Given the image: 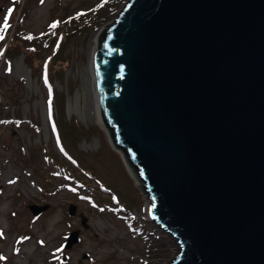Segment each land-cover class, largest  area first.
<instances>
[{
    "label": "water",
    "instance_id": "obj_1",
    "mask_svg": "<svg viewBox=\"0 0 264 264\" xmlns=\"http://www.w3.org/2000/svg\"><path fill=\"white\" fill-rule=\"evenodd\" d=\"M92 62L115 148L179 240L173 264H264V0H129Z\"/></svg>",
    "mask_w": 264,
    "mask_h": 264
},
{
    "label": "rangeland",
    "instance_id": "obj_2",
    "mask_svg": "<svg viewBox=\"0 0 264 264\" xmlns=\"http://www.w3.org/2000/svg\"><path fill=\"white\" fill-rule=\"evenodd\" d=\"M128 1L0 0V27L14 9L0 32V264H173L181 251L93 104L91 48Z\"/></svg>",
    "mask_w": 264,
    "mask_h": 264
},
{
    "label": "bare ground",
    "instance_id": "obj_3",
    "mask_svg": "<svg viewBox=\"0 0 264 264\" xmlns=\"http://www.w3.org/2000/svg\"><path fill=\"white\" fill-rule=\"evenodd\" d=\"M97 44H98V42H96V44L94 46H92L91 52H90V67H91V74H92V89H93L92 98H93V104L95 107L96 117L102 125H105L103 122V119H102V115H101V111H100V107H99V103H98V97H97L95 84H94V78H93V62L92 61H93V55H94V51L97 47ZM119 151L124 155L122 150H119ZM129 167H130V170L132 171V173L134 174V176L136 177V180H137L139 186L143 187V182L141 181L140 177H138L136 171H134V169L130 165H129ZM147 199H148L147 200V214L149 215L148 207L150 204V200H149V197H147Z\"/></svg>",
    "mask_w": 264,
    "mask_h": 264
},
{
    "label": "snow or ice",
    "instance_id": "obj_4",
    "mask_svg": "<svg viewBox=\"0 0 264 264\" xmlns=\"http://www.w3.org/2000/svg\"><path fill=\"white\" fill-rule=\"evenodd\" d=\"M42 2H43V0H42ZM13 11H14V9H9L8 16L6 17V20H5L4 24L2 25V27H0V32L6 31L7 28L10 27V25L7 22V19L10 18V16H11V14H12ZM58 23L59 22H55L52 25H50V27L54 29V28H56L58 26ZM0 39H3V35H0ZM28 39H32V37L29 36ZM9 71H11L10 68H9ZM2 235H3V233L0 232V236H2ZM3 259H5V257L0 256V260H3Z\"/></svg>",
    "mask_w": 264,
    "mask_h": 264
},
{
    "label": "trees",
    "instance_id": "obj_5",
    "mask_svg": "<svg viewBox=\"0 0 264 264\" xmlns=\"http://www.w3.org/2000/svg\"><path fill=\"white\" fill-rule=\"evenodd\" d=\"M0 124H1V119H0ZM2 125V124H1Z\"/></svg>",
    "mask_w": 264,
    "mask_h": 264
}]
</instances>
